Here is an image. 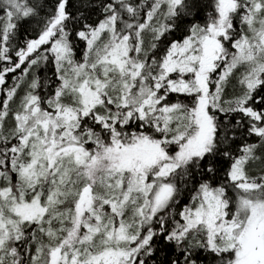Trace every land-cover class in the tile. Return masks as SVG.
<instances>
[{
	"label": "rangeland",
	"instance_id": "obj_1",
	"mask_svg": "<svg viewBox=\"0 0 264 264\" xmlns=\"http://www.w3.org/2000/svg\"><path fill=\"white\" fill-rule=\"evenodd\" d=\"M179 2L161 0L157 9L163 4L168 9ZM236 9L235 0H219L218 13L205 33L195 30L187 41L171 51L163 66L165 79L171 74L181 76L173 87L175 91L200 95L190 119L197 133L173 155L152 139H142L133 147L114 140L109 145L89 150L85 143L90 138L76 134L82 116L94 112L100 119L104 118L109 112L107 105L131 104V97L137 99L140 93L139 86L132 89L140 77L141 70L133 63L139 49L134 50L130 58V38L123 39L117 33L113 17L88 34V50L81 65L76 66L73 61L62 18H57L38 41L28 46L19 64L9 70L14 75L18 69L23 70L19 79L23 86L21 92L16 88L10 90L1 101L5 80L0 78V110L4 109L0 133L22 134L21 150H15L19 154L13 163L18 178L16 193L8 177L2 176L0 264L12 262L15 249L11 248L14 242L10 243L11 237L18 240L23 228L32 225L37 247L31 264H136L142 247L138 242L142 220L152 218L163 209L173 194L170 186H160L151 194L145 185L146 173L152 172L156 178L168 176L177 167L209 150L214 133L208 93L213 74L220 70L214 85L215 92L220 93L234 75L237 83L245 85V93L257 82L262 68L253 61L255 57H263V42L253 46L246 39L230 42V17ZM254 9L262 11L261 4H254ZM159 13L153 12L146 19V40L155 32L159 22L155 16ZM252 15L256 19V13ZM251 26L249 19L246 32H250ZM137 39H140L137 46L141 48L145 39ZM42 48L43 53L47 48V53L53 55L62 73L58 95L49 104L52 112H40L33 92L35 70L40 64L34 56ZM241 85L238 87L242 88ZM153 89L152 96L160 85H154ZM144 97L141 116L149 115L156 125L164 126L172 135L169 140L182 138L179 131L188 122L185 116L168 110L153 116L149 114L153 107ZM258 165V161L245 157L235 166L231 179L240 183L243 194H239L241 202L232 211L221 191H203L184 214L181 237L190 239L193 244L201 243L203 237L211 248L232 251L234 264H264V201L249 184V176L260 170ZM124 166L140 180L132 181L125 189L122 188L127 176ZM102 172L113 173L98 182L94 189L93 184ZM88 186L92 190L82 204ZM43 244H47L49 253H44Z\"/></svg>",
	"mask_w": 264,
	"mask_h": 264
},
{
	"label": "trees",
	"instance_id": "obj_2",
	"mask_svg": "<svg viewBox=\"0 0 264 264\" xmlns=\"http://www.w3.org/2000/svg\"><path fill=\"white\" fill-rule=\"evenodd\" d=\"M160 2L161 0H0V78L5 80L1 101L5 100L10 90L16 88L21 92L23 86L19 79L23 70L18 69L15 75L9 70L19 64L20 56L28 46L38 41L57 18H62L66 42L73 61L78 66L85 61L88 34L98 29L107 18L113 17L117 33L123 39L130 38V58L133 51L139 49L138 57H133V63L134 67L141 70L140 77L135 80L132 89L139 86L140 93H137V99L131 97V104H119L117 107L107 105L109 112L104 118L102 116L100 119L94 112L79 117L76 134L90 138L85 143L89 150L103 144L109 145L114 140L133 147L142 139H152L161 147L167 148L168 154H175L180 145L197 133L196 125L190 119L194 116L192 110L196 109L200 95L175 91L173 87L180 82L181 76L171 74L165 79L163 66L171 51L187 41L195 30L205 33L218 13L219 0H180L177 6L166 9L163 4L157 9ZM235 2L237 9L230 17L229 40L239 43L246 39L252 46L263 42V57H255L256 60L253 61L262 69L257 82L247 93L243 90L245 85L237 83L236 75L231 77L223 92H215L220 70L213 74L208 93L212 101L209 117L214 133L209 150L177 167L168 176L156 178L152 172L146 173L145 185L151 194L160 186H170L173 194L163 209L154 213L152 218L142 220L138 235V242L142 247L139 248L136 264H234L232 251L211 248L203 237L201 243L193 244L190 239L181 237L180 230L186 210L205 190L221 191L231 211L235 205L239 206V194H243V188L239 182L231 179V175L237 163L245 157L259 163L260 170L249 176V184L254 186L258 197L264 201V0ZM258 3L262 7L260 12L254 9V4ZM153 12H160L159 16H155V20L158 19L159 22L155 32L146 40L144 27L147 26V17ZM254 12L256 19L252 15ZM249 19L252 20V26L250 32H246ZM141 37L145 41L139 48L137 45L140 39L137 38ZM258 47L260 46L254 48ZM43 49L34 56L40 64L35 70L33 92L40 112H52L49 104L58 95L62 73L53 55L47 53V48L43 53ZM242 79L244 81L246 78ZM143 81L145 85H141ZM156 84L160 85V89L152 96ZM240 85L242 88L238 87ZM143 97L149 99L153 107L149 114L153 116L164 110L185 116L188 122L179 131L182 138L169 140L172 135L167 133L164 126L156 125L149 115L141 116L140 107L145 103L142 101ZM3 111L4 109L0 110V119ZM21 136V133L11 136L0 133V189L2 176H7L14 193L18 190V178L13 170V163L19 154L15 150H21ZM124 167L123 171L127 176L123 189L132 181L139 180L137 176L131 175L129 167ZM111 173L113 172L100 173L93 184L94 189L98 187V182L103 178L108 179V174ZM145 237L147 241H144ZM14 239L15 237H11L10 241H14L11 248L15 249L10 264H31L37 247L34 226L23 228L18 240ZM139 243L137 244L140 246ZM43 246L44 253H49L47 244Z\"/></svg>",
	"mask_w": 264,
	"mask_h": 264
},
{
	"label": "water",
	"instance_id": "obj_3",
	"mask_svg": "<svg viewBox=\"0 0 264 264\" xmlns=\"http://www.w3.org/2000/svg\"><path fill=\"white\" fill-rule=\"evenodd\" d=\"M91 190H92V188H91L90 186H88V187L86 188V190H85V192H84V195H83V202H82V204H84V203L87 201V199H88V197H89V194H90Z\"/></svg>",
	"mask_w": 264,
	"mask_h": 264
}]
</instances>
